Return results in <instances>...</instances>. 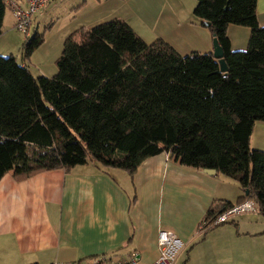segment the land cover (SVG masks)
Wrapping results in <instances>:
<instances>
[{
  "label": "trees",
  "instance_id": "obj_1",
  "mask_svg": "<svg viewBox=\"0 0 264 264\" xmlns=\"http://www.w3.org/2000/svg\"><path fill=\"white\" fill-rule=\"evenodd\" d=\"M256 1L195 0L193 15L216 38L226 72L211 51L180 53L112 18L70 33L56 73L33 75L26 61L46 29L25 32L22 61L0 54V178L88 163L108 175H133L164 153L184 166L215 169L242 189L235 202L211 204L204 230L245 200L264 215V149L249 144L253 125L264 122V26ZM8 7L11 1L0 0V33ZM229 24L250 29L245 49H231Z\"/></svg>",
  "mask_w": 264,
  "mask_h": 264
},
{
  "label": "crops",
  "instance_id": "obj_2",
  "mask_svg": "<svg viewBox=\"0 0 264 264\" xmlns=\"http://www.w3.org/2000/svg\"><path fill=\"white\" fill-rule=\"evenodd\" d=\"M9 1L26 7L22 0ZM62 5L68 19L58 27L51 21L44 42L26 61L36 74L56 73L55 61L70 33L112 18L127 21L147 42L163 38L180 53L212 50L208 25L193 15L195 0H49L33 14L29 33L38 29V16L52 10V17ZM256 14L264 26V0L256 1ZM14 30L8 7L0 41L12 37L21 48L25 35ZM249 34L248 27L229 24L231 49H245ZM11 50L0 45V54H13ZM249 144L264 149V122L253 125ZM109 173L90 163L20 179L12 171L5 173L0 178V264L100 257L99 264H128L134 254L139 255L134 264H152L161 230L183 242L172 264H264V215L259 212H242L230 224L203 229L215 200L235 202L243 193L234 180L181 165L164 153L146 159L133 175L119 169Z\"/></svg>",
  "mask_w": 264,
  "mask_h": 264
},
{
  "label": "built area",
  "instance_id": "obj_3",
  "mask_svg": "<svg viewBox=\"0 0 264 264\" xmlns=\"http://www.w3.org/2000/svg\"><path fill=\"white\" fill-rule=\"evenodd\" d=\"M26 3V7H23L17 1H11V9L15 20V28L20 32H27L31 24V18L33 14L41 11L49 0H22ZM256 211V206L251 200H245L239 204L233 205L226 211L221 213L213 221V225L226 222L228 218L237 215L242 212ZM158 254L152 264H172L180 252L183 242L173 232L169 230H161L157 236ZM139 257L138 254H134L133 258L128 264H134L135 260ZM100 259H92L88 262H59L53 261L48 263H34V264H99ZM115 264H125L117 262Z\"/></svg>",
  "mask_w": 264,
  "mask_h": 264
},
{
  "label": "rangeland",
  "instance_id": "obj_4",
  "mask_svg": "<svg viewBox=\"0 0 264 264\" xmlns=\"http://www.w3.org/2000/svg\"><path fill=\"white\" fill-rule=\"evenodd\" d=\"M58 9V8H57ZM50 14H52V10H48L47 12H45L43 15H40V17L38 16V18L36 19V23H37V27H38V31L42 32L44 29H48V25L51 21H54L53 23H55V27H58L59 25H61L65 20L68 19L67 16V11L65 9V5H62L58 11L55 10V14L54 16L50 17ZM51 25V24H50ZM31 30V28H30ZM49 30V29H48ZM47 30V31H48ZM15 35L17 34V36H24L25 34H23V32H20L19 30H17L15 28V30L12 32ZM12 37L8 39V41H4L1 40L0 41V45L1 44H7V46H10V48L12 49V53L15 55L16 59L19 61L20 60V56H21V51H20V46L19 45H15L13 44V42L11 41ZM3 55H8V54H3ZM31 72L33 75H37L36 72L31 69ZM125 180V179H124ZM254 212V211H252ZM238 215V214H237ZM237 215H234L230 218H228V220L225 223H222L216 227L222 226V225H226V224H230V220L235 218ZM240 216V215H239ZM264 218V217H262Z\"/></svg>",
  "mask_w": 264,
  "mask_h": 264
},
{
  "label": "water",
  "instance_id": "obj_5",
  "mask_svg": "<svg viewBox=\"0 0 264 264\" xmlns=\"http://www.w3.org/2000/svg\"><path fill=\"white\" fill-rule=\"evenodd\" d=\"M206 25H207V23H206ZM211 52H212V55L217 59V61L219 63L220 70L223 72H226L227 66H226V63H225L224 58H223V52H222V49H221L220 45L218 44L215 37L212 38V50H211ZM203 170L207 174H213L216 172L215 169H211V168H205Z\"/></svg>",
  "mask_w": 264,
  "mask_h": 264
}]
</instances>
